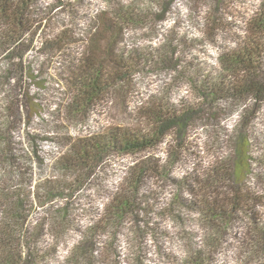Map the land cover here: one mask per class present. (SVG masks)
<instances>
[{
	"label": "trees",
	"instance_id": "1",
	"mask_svg": "<svg viewBox=\"0 0 264 264\" xmlns=\"http://www.w3.org/2000/svg\"><path fill=\"white\" fill-rule=\"evenodd\" d=\"M67 1L64 4L62 0H54L48 15H43L45 10L40 9V0H0L1 184L6 179L12 180L14 168L21 170L22 157L15 154V148L11 150L8 147L7 140L13 119L28 122L30 118L31 100L35 99L31 97L32 87L38 95L45 94L40 90L47 89L46 83L50 84L51 80L66 100L61 103L64 108L62 115L83 120L112 92L120 95L127 92L134 75L142 68L140 55L132 53L133 50L129 51L131 54L128 57L123 53L125 32L130 30L129 26L141 23L134 21H143L148 14L135 13L142 11L140 5L132 1L128 6L117 5L92 16H81L71 1ZM142 1L146 7L160 5V10L150 17L155 23H161L165 21L169 5L175 0ZM205 1L208 0H197L198 3ZM210 1L215 8L207 35L213 38L215 44L216 38L225 34L231 24L217 15L223 11L222 6L227 0ZM63 12L67 13V24L61 19ZM61 21L60 29L53 28L54 22ZM79 21L83 22V26L79 27ZM242 28L239 41H235L232 47L221 49L214 68L205 73L196 72L195 79L190 80L197 103L179 106L151 102L137 111L138 121L134 125H115L92 135L69 137L66 154L56 161L63 172L62 180L43 181L36 189L37 197L40 192L44 198L51 196L48 197L49 203L54 201L52 194L65 200L68 194L78 191L76 183L90 179L111 155H148L165 143L168 148L173 146L184 152L187 150V138L196 126L205 130L207 123L217 122L222 114L231 110L241 109L239 116L242 119L248 112V103L264 104V3L244 22ZM29 52H34L31 60L27 56ZM157 58L164 59L161 56ZM172 60V57H166L165 62ZM54 65L57 70L52 73L51 66ZM249 123L246 122L245 126ZM238 125H241L240 121L234 128L235 132L228 136L233 151H230V163L216 157L206 169L208 172L192 181L194 187L186 185L189 188L186 191L190 193L188 201L180 196L178 202L184 206L188 203L187 206L202 221L205 234L201 240L206 249L217 250L228 230L241 219L244 222L242 234L248 236L256 250L250 258L251 262L264 264L261 262V256L264 257V213L258 210L264 196L254 191L246 181L252 174L249 160L253 141L246 127ZM168 158L162 164L161 160L150 157L137 162L126 183L128 189L112 197L105 216H111L113 222L122 221L125 217L143 221L136 217L139 208L137 195L143 185L142 180L161 175L167 177ZM1 184L0 264H48L51 259L55 260L58 246L53 247V255L48 254L45 230L46 226L56 233L66 230L69 222L68 198L62 207L45 209L51 215L49 222L38 220L34 224L30 221L25 224L27 217L24 215L22 194L15 191L16 188L6 190ZM99 228L100 225L94 223L87 227L81 239L67 252L70 262L106 263V257L103 262L101 252L95 251ZM216 253L195 249L176 264H214ZM142 260L138 252L133 264H143ZM107 261L109 264H120L114 259Z\"/></svg>",
	"mask_w": 264,
	"mask_h": 264
},
{
	"label": "rangeland",
	"instance_id": "2",
	"mask_svg": "<svg viewBox=\"0 0 264 264\" xmlns=\"http://www.w3.org/2000/svg\"><path fill=\"white\" fill-rule=\"evenodd\" d=\"M53 1L40 0V9L45 10L43 15H48V9L54 6ZM62 1L64 4L68 2ZM70 1L81 16H92L100 10L116 8L117 5L128 6L132 1L142 7V11H135L136 14H148L143 21H134L141 23L129 26L130 30L124 34L125 57L133 50L132 53L140 55L142 61V68L134 75L132 86L127 92L123 95L112 92L109 98L91 109L83 120L66 118L61 113L65 97L50 80V84L46 83L47 89L40 90L45 94L38 95L32 87L31 97L35 99L33 102L31 100L28 122L12 120L7 145L11 150L15 148V154L22 157L21 170L11 167L15 170L12 180H2L0 184L6 190L16 188L15 191L22 194L24 215L27 217L24 223L30 221L34 224L38 220L49 222L51 215L45 209L50 206L62 207L68 198L65 204L69 219L66 230L56 233L46 226V251L53 255V247L58 246L55 260L51 259L48 264H73L68 260L67 252L73 249L91 223L100 225L95 251L101 252L103 262L106 257L104 264H109L108 259L120 264H133L138 252L143 257V264H176L195 249L216 251L214 264H255L250 258L256 250L248 236L242 234L244 222L241 219L228 230L217 250L206 249L201 240L205 234L202 221L187 206L188 203L184 206L178 201L180 196L188 201L190 193L186 191L189 189L186 185L194 187L192 181L207 173L206 169L216 157L230 163L229 155L233 151L228 136L235 132L239 121L241 125L238 126L244 127L250 121L246 129L253 141L249 160L252 174L246 181L254 191L264 196V104L248 103V112L242 119L239 116L241 109L231 110L222 114L217 122L207 123L205 130L197 129L196 126L187 138V150L184 152L173 146L168 148L165 143L148 155H111L90 179L76 183L78 191L68 194L65 200L52 194L54 201L49 203L48 197L51 196L44 198L39 192L37 197L36 189L45 180H62L63 172L56 161L66 154L69 137L92 135L115 125H134L138 121L137 111L151 102L179 106L197 103L190 80L195 79L196 72L205 73L214 68L221 49L232 47L239 41L244 22L261 7L264 0H227L222 6L223 11L217 15L231 25L225 34L216 38L215 44L213 38L207 35L215 8L210 0L203 3L197 0H175L167 6L169 10L165 14V21L161 23H155L150 17L160 10L159 4L146 7L142 0ZM66 15L63 12L61 19L67 24ZM61 24L62 21L54 22L52 26L60 29ZM81 26L83 22L79 21ZM33 55L34 52L27 54L29 60ZM158 56L165 60L158 59ZM166 57L174 60L165 62ZM51 69L52 73L57 70L55 65ZM146 157L159 159L160 164L169 157L167 177L143 178V185L137 195L139 208L136 213V217L143 221L125 217L122 221L113 222L111 216H105V209H110L109 203L113 196L125 193L132 167ZM43 203L47 204L39 207ZM258 210L264 213V202ZM261 262L264 263L263 256Z\"/></svg>",
	"mask_w": 264,
	"mask_h": 264
}]
</instances>
